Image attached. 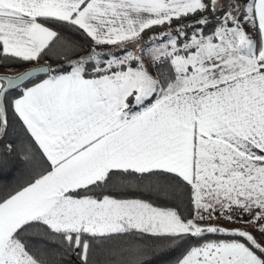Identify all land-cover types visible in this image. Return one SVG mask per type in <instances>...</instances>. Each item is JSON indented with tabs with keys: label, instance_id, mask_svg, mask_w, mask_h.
I'll use <instances>...</instances> for the list:
<instances>
[{
	"label": "snow or ice",
	"instance_id": "obj_1",
	"mask_svg": "<svg viewBox=\"0 0 264 264\" xmlns=\"http://www.w3.org/2000/svg\"><path fill=\"white\" fill-rule=\"evenodd\" d=\"M0 67V264H264V0H0Z\"/></svg>",
	"mask_w": 264,
	"mask_h": 264
},
{
	"label": "trees",
	"instance_id": "obj_2",
	"mask_svg": "<svg viewBox=\"0 0 264 264\" xmlns=\"http://www.w3.org/2000/svg\"><path fill=\"white\" fill-rule=\"evenodd\" d=\"M15 71L18 72L17 69ZM177 255H179V252L170 253L167 256H163V257H157L154 259V264H174V259Z\"/></svg>",
	"mask_w": 264,
	"mask_h": 264
},
{
	"label": "rangeland",
	"instance_id": "obj_3",
	"mask_svg": "<svg viewBox=\"0 0 264 264\" xmlns=\"http://www.w3.org/2000/svg\"><path fill=\"white\" fill-rule=\"evenodd\" d=\"M4 69H0V72H3ZM18 71V70H17ZM19 72V71H18ZM9 74H13V73H9ZM211 223H221L223 224V222H216V221H211ZM223 226L225 227H238V225H227V224H224Z\"/></svg>",
	"mask_w": 264,
	"mask_h": 264
},
{
	"label": "crops",
	"instance_id": "obj_4",
	"mask_svg": "<svg viewBox=\"0 0 264 264\" xmlns=\"http://www.w3.org/2000/svg\"><path fill=\"white\" fill-rule=\"evenodd\" d=\"M24 67H28L27 65H24V66H21V67H19V68H17V70L19 71V70H23L24 69ZM0 69H4V68H2V67H0ZM0 74H5V70H3V72H0ZM9 74V73H8Z\"/></svg>",
	"mask_w": 264,
	"mask_h": 264
}]
</instances>
